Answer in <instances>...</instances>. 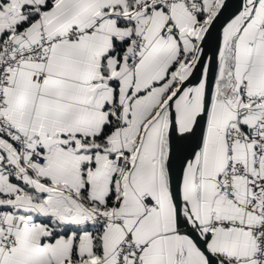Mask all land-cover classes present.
I'll list each match as a JSON object with an SVG mask.
<instances>
[{"label": "snow or ice", "instance_id": "6c2138e0", "mask_svg": "<svg viewBox=\"0 0 264 264\" xmlns=\"http://www.w3.org/2000/svg\"><path fill=\"white\" fill-rule=\"evenodd\" d=\"M0 264H264V0H0Z\"/></svg>", "mask_w": 264, "mask_h": 264}]
</instances>
